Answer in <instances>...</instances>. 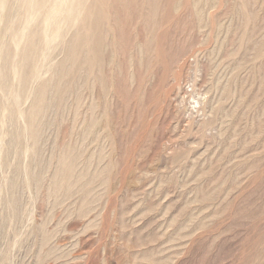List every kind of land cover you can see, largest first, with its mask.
Listing matches in <instances>:
<instances>
[{"label":"rangeland","instance_id":"obj_1","mask_svg":"<svg viewBox=\"0 0 264 264\" xmlns=\"http://www.w3.org/2000/svg\"><path fill=\"white\" fill-rule=\"evenodd\" d=\"M25 1L0 11V264H264V0H98L101 56L38 29L23 86Z\"/></svg>","mask_w":264,"mask_h":264},{"label":"bare ground","instance_id":"obj_2","mask_svg":"<svg viewBox=\"0 0 264 264\" xmlns=\"http://www.w3.org/2000/svg\"><path fill=\"white\" fill-rule=\"evenodd\" d=\"M25 1V0H24ZM9 0H0V11H4L5 7L8 5ZM98 0H26L25 4H27V6L25 5L24 7H26V10L23 14H21L22 18H21V26L19 29H16L18 32L16 33V36L14 38V36H12L14 38V42L15 43V47L17 48V50L14 51V54L10 55L13 56L12 62L10 65L11 68L13 69L15 76L18 77V80H24V83H22V85L24 86V84L26 83V81L30 78V77H26L27 74V67L29 65V58L30 55L33 53H31V48L33 47L30 44H27V42L29 43H33L35 37H36V32L38 29L41 30L42 32V36H41V40L43 41L44 45L48 46L52 41L54 42L56 39H59L62 37V35L57 34L59 29L62 30L64 28H67V25H69V23L73 26H82L81 27V31L79 33H77L76 35H74V37L71 40H67L64 39V42H68V44H65L67 46H73V47H78L75 45V43L77 42H86L85 45L80 46L81 48H85L87 53L88 52H93L94 53V57L97 58V54L98 51L100 49V46L97 44V41H99V38L96 37V34L99 33L98 29L100 27V18H99V9L100 7L97 6ZM25 9V8H24ZM102 11V10H101ZM4 15V14H3ZM1 16V15H0ZM103 16V14H102ZM20 17V16H19ZM15 18V17H14ZM102 18V17H101ZM12 19V18H11ZM17 19V18H16ZM103 19V18H102ZM14 20V19H13ZM149 20V19H148ZM88 21L90 25V27H87V29L85 30L83 28L84 23ZM104 21V20H103ZM12 22V21H11ZM103 24V23H102ZM109 24V23H108ZM58 27V30L54 27ZM57 31V33H53V30ZM82 28L84 29V34L82 33ZM86 28V27H85ZM102 28V26H101ZM52 29V30H51ZM68 30V29H66ZM102 30V29H101ZM39 31V30H38ZM68 33V32H67ZM102 34V33H101ZM101 39V38H100ZM104 41V40H103ZM102 41V42H103ZM66 42V43H67ZM95 44H93V43ZM24 43V45H23ZM223 43V42H222ZM97 44V45H96ZM22 45V47H21ZM3 46V45H2ZM45 46V48H46ZM103 46V45H102ZM223 46V45H222ZM14 47V48H15ZM39 47V46H38ZM66 47V46H65ZM104 47V46H103ZM102 47V48H103ZM221 47V45H220ZM101 48V49H102ZM48 49V48H47ZM141 49V48H140ZM75 51H78L75 48ZM83 52V49H80L78 51L79 52ZM104 51V50H103ZM113 51V50H112ZM81 52V54H82ZM102 51H99V55L101 56ZM2 53V52H0ZM10 53V52H9ZM80 54V53H79ZM79 54H75V52L73 51L72 55H70V57L68 58V60L63 61L62 62V68L60 69V75L61 77L67 76L69 73V69H67L66 65L67 63H69L70 59L76 58L78 56H80ZM84 54V53H83ZM21 56L23 59V65H22V70L15 67L19 66L20 64H16V60L15 56ZM45 55V54H44ZM86 55V54H85ZM85 55L84 58H85ZM33 56V54H32ZM87 56V55H86ZM93 56V55H92ZM15 57V58H14ZM4 58V57H3ZM18 58V57H17ZM78 59V58H77ZM75 59V60H77ZM90 59V58H89ZM84 60V61H88ZM95 59V58H94ZM100 59V58H99ZM96 60V59H95ZM18 61V60H17ZM69 61V62H68ZM100 61V60H99ZM73 62V61H71ZM78 62V60L76 61ZM75 62V63H76ZM20 63V62H19ZM82 63V62H81ZM84 63V62H83ZM77 64V63H76ZM86 64V62L84 63ZM89 64V63H88ZM94 64V63H93ZM81 65V64H80ZM71 66V65H70ZM74 66V65H73ZM85 66V65H84ZM88 66V65H87ZM33 67V66H32ZM35 67V66H34ZM37 67V64H36ZM39 67V66H38ZM20 68V67H19ZM88 68V67H87ZM11 69V70H12ZM41 69V68H40ZM71 69V68H70ZM73 69V68H72ZM90 69V66L89 68ZM75 70V69H74ZM73 70V71H74ZM80 70V69H79ZM93 70V68H92ZM2 72V71H1ZM38 72V71H37ZM71 72V71H70ZM91 72V71H90ZM93 72V71H92ZM5 73V72H4ZM35 75L37 74L36 71L34 72ZM89 74V73H88ZM32 75V74H31ZM234 75V74H233ZM70 76V75H69ZM73 76V75H72ZM236 77V76H235ZM31 80V79H30ZM29 80V81H30ZM236 80V79H235ZM47 82V81H45ZM234 82V80H233ZM225 84V83H224ZM61 85V84H60ZM226 85V84H225ZM224 85V86H225ZM228 85V84H227ZM47 86H48V82L44 83L42 85V88L40 89L39 94L36 96V104L34 105V107L32 108V110L29 112V118L30 120L33 122L36 119V116L42 112V107L44 106L45 102L47 101L46 99V94L47 93ZM59 89V85L57 86ZM226 87V86H225ZM62 88V87H61ZM223 88V87H222ZM229 88V87H228ZM24 89V88H23ZM22 89V90H23ZM187 89V88H186ZM224 89V88H223ZM47 90V91H46ZM185 90V89H184ZM193 93L199 94L200 92H198L194 86L193 89H191ZM190 90V91H191ZM225 90V89H224ZM227 91V89H226ZM229 91V90H228ZM38 93V91H37ZM62 93V92H61ZM225 93V92H223ZM233 90H232V94H233ZM184 94V93H183ZM227 94V92H226ZM229 95V92H228ZM227 95V96H228ZM193 98H196V96L194 94H192ZM18 98L20 99L19 95L17 96V94L15 95L14 101L17 103ZM240 98V97H239ZM241 99V98H240ZM197 104H200L199 100L195 101ZM204 102V101H203ZM240 102V101H238ZM217 108V107H216ZM220 108V107H219ZM201 109V108H200ZM223 109V108H222ZM223 112V111H222ZM43 113V112H42ZM31 122V123H32ZM30 123V124H31ZM93 125V124H92ZM31 126H34L33 124H31ZM30 126V127H31ZM32 132H34V134L36 133L35 129H32ZM33 134V135H34ZM38 134V133H37ZM66 159V158H64ZM67 162V161H66ZM70 163V161H68ZM68 163V164H69ZM65 164V168H63L61 171V176L62 178L60 179L65 180L68 179V174H66L65 169H67L68 171L71 170L70 165L71 164ZM60 183V182H59ZM15 207V206H14ZM15 243V242H14ZM14 245V244H13Z\"/></svg>","mask_w":264,"mask_h":264}]
</instances>
